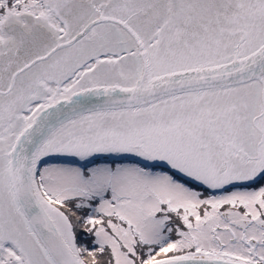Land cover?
I'll return each mask as SVG.
<instances>
[{"label": "snow or ice", "instance_id": "obj_1", "mask_svg": "<svg viewBox=\"0 0 264 264\" xmlns=\"http://www.w3.org/2000/svg\"><path fill=\"white\" fill-rule=\"evenodd\" d=\"M0 264H264V0H0Z\"/></svg>", "mask_w": 264, "mask_h": 264}, {"label": "flooded vegetation", "instance_id": "obj_2", "mask_svg": "<svg viewBox=\"0 0 264 264\" xmlns=\"http://www.w3.org/2000/svg\"><path fill=\"white\" fill-rule=\"evenodd\" d=\"M50 162H51V163H60V162H62V161H60V160H51Z\"/></svg>", "mask_w": 264, "mask_h": 264}]
</instances>
